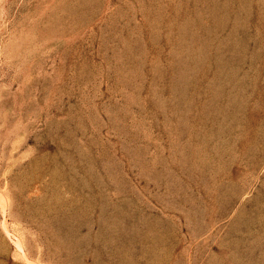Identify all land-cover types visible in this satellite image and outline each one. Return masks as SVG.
<instances>
[{
    "label": "rangeland",
    "instance_id": "obj_1",
    "mask_svg": "<svg viewBox=\"0 0 264 264\" xmlns=\"http://www.w3.org/2000/svg\"><path fill=\"white\" fill-rule=\"evenodd\" d=\"M0 264H264V0H0Z\"/></svg>",
    "mask_w": 264,
    "mask_h": 264
}]
</instances>
